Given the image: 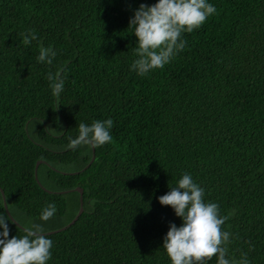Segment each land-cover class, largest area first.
<instances>
[{
	"label": "trees",
	"instance_id": "obj_1",
	"mask_svg": "<svg viewBox=\"0 0 264 264\" xmlns=\"http://www.w3.org/2000/svg\"><path fill=\"white\" fill-rule=\"evenodd\" d=\"M157 2L0 0V214L9 238L44 229L47 264H171L163 240L182 220L158 197L184 173L221 216L234 210L229 257L264 264V0H207L217 11L182 33L184 50L140 76L129 21ZM41 44L52 65L37 62ZM60 67L58 105L47 74ZM109 118L112 142L66 147L81 122Z\"/></svg>",
	"mask_w": 264,
	"mask_h": 264
},
{
	"label": "clouds",
	"instance_id": "obj_2",
	"mask_svg": "<svg viewBox=\"0 0 264 264\" xmlns=\"http://www.w3.org/2000/svg\"><path fill=\"white\" fill-rule=\"evenodd\" d=\"M216 8L207 0H158L148 6L141 3L135 10L129 27L134 28L137 57L130 65V70L144 76L152 70L162 69L179 52L183 51L186 41L182 33H192L199 29L209 16L216 13ZM23 44L28 46L37 40L35 30L20 34ZM57 53L51 46H39L37 62L52 65ZM65 69L58 68L49 72L47 79L52 95L59 105V98L64 89ZM113 120H96L87 125H78V136L69 137L68 149L76 150L81 146L98 148L112 142L110 130ZM158 197L162 206H170L175 215L182 220L177 227L171 223L163 240V248L171 264H206L216 258L217 264H249L247 253H241L239 260L229 257L231 233L222 226L233 214L221 216L216 203L205 202L204 189L194 182L192 176L184 173L177 186ZM57 209L54 203L43 208L40 219L48 221ZM9 217L0 214V264H47L52 257L53 241L44 234L40 225L25 228L22 237L9 238ZM254 250L250 245L249 251Z\"/></svg>",
	"mask_w": 264,
	"mask_h": 264
},
{
	"label": "water",
	"instance_id": "obj_3",
	"mask_svg": "<svg viewBox=\"0 0 264 264\" xmlns=\"http://www.w3.org/2000/svg\"><path fill=\"white\" fill-rule=\"evenodd\" d=\"M41 162V160H37L36 162H35V164H34V178H35V180H36V167H37V165H38V163H40ZM37 183H38V181H37ZM76 191H78L79 192V194L81 193V189L79 188V187H75L74 188ZM0 194H1V198H2V203H3V208L5 209V211H6V213H8L7 212V209H6V205H5V201H4V197H3V193H2V190L0 189ZM79 202H80V204H81V198H80V196H79ZM81 212V206H79V209H78V211H77V214L73 217V219L66 225V226H68L69 224H71V223H73L74 222V220L76 219V217L78 216V214ZM9 215V214H8ZM12 219V218H11ZM14 223H16L15 221H14ZM66 226H63V227H61V228H59V229H57V230H54V231H58V230H61V229H64ZM51 232H53V231H48V232H45V233H51Z\"/></svg>",
	"mask_w": 264,
	"mask_h": 264
}]
</instances>
